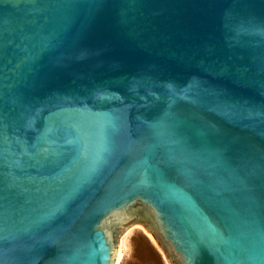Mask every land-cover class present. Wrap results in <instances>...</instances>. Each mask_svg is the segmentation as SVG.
<instances>
[{
    "label": "water",
    "instance_id": "water-1",
    "mask_svg": "<svg viewBox=\"0 0 264 264\" xmlns=\"http://www.w3.org/2000/svg\"><path fill=\"white\" fill-rule=\"evenodd\" d=\"M264 264V0H0V264Z\"/></svg>",
    "mask_w": 264,
    "mask_h": 264
},
{
    "label": "rangeland",
    "instance_id": "rangeland-1",
    "mask_svg": "<svg viewBox=\"0 0 264 264\" xmlns=\"http://www.w3.org/2000/svg\"><path fill=\"white\" fill-rule=\"evenodd\" d=\"M119 264H169L156 242L142 227L130 229L121 238Z\"/></svg>",
    "mask_w": 264,
    "mask_h": 264
},
{
    "label": "bare ground",
    "instance_id": "bare-ground-1",
    "mask_svg": "<svg viewBox=\"0 0 264 264\" xmlns=\"http://www.w3.org/2000/svg\"><path fill=\"white\" fill-rule=\"evenodd\" d=\"M154 241V240H153ZM155 242V241H154Z\"/></svg>",
    "mask_w": 264,
    "mask_h": 264
}]
</instances>
